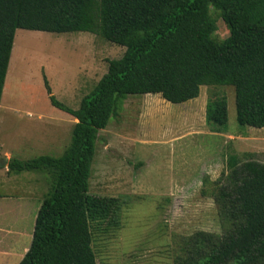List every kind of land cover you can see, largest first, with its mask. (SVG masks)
<instances>
[{"label": "trees", "instance_id": "1", "mask_svg": "<svg viewBox=\"0 0 264 264\" xmlns=\"http://www.w3.org/2000/svg\"><path fill=\"white\" fill-rule=\"evenodd\" d=\"M217 19L229 30L222 41L215 36ZM18 30L85 32L126 48L122 58L108 61L77 110L57 101L46 81L51 104L76 123L60 157L7 162L10 173L50 179L19 264H97L92 226L111 224L119 207L89 193L92 165L100 131L129 96L183 104L202 87H232L238 125L264 128V0H0V102ZM206 121L221 133L226 96H210ZM205 181L221 232L183 239L175 264H264V163L231 155L227 172Z\"/></svg>", "mask_w": 264, "mask_h": 264}, {"label": "rangeland", "instance_id": "2", "mask_svg": "<svg viewBox=\"0 0 264 264\" xmlns=\"http://www.w3.org/2000/svg\"><path fill=\"white\" fill-rule=\"evenodd\" d=\"M215 36L229 37L220 19ZM125 52L85 32L17 31L0 102V264H19L25 256L50 187L46 174L10 173L7 162L60 157L76 123L51 104L46 81L57 101L77 110L107 73L108 61ZM212 94L228 100L221 133L206 121ZM231 155L264 163V128L238 125L234 88L202 87L197 99L183 104L129 96L100 131L92 165L89 193L119 207L111 224L92 226L97 264H175L183 239L200 231L219 234L205 180H219Z\"/></svg>", "mask_w": 264, "mask_h": 264}]
</instances>
